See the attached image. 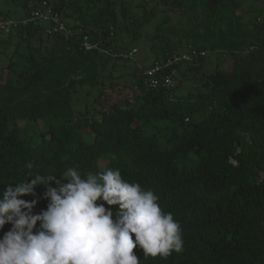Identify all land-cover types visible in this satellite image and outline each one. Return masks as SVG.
<instances>
[{"label":"trees","instance_id":"1","mask_svg":"<svg viewBox=\"0 0 264 264\" xmlns=\"http://www.w3.org/2000/svg\"><path fill=\"white\" fill-rule=\"evenodd\" d=\"M153 1L0 5V22H13L0 39V198L36 174L118 168L181 226L182 252L153 258L137 247L140 264H264V18L242 0ZM84 36L97 49L85 51ZM190 51L206 55L162 67ZM207 55L229 59V70L206 71ZM165 77L175 83L163 87ZM44 191L19 198L39 214Z\"/></svg>","mask_w":264,"mask_h":264},{"label":"clouds","instance_id":"2","mask_svg":"<svg viewBox=\"0 0 264 264\" xmlns=\"http://www.w3.org/2000/svg\"><path fill=\"white\" fill-rule=\"evenodd\" d=\"M37 185L45 187L49 202L46 210L32 214L36 201L19 197L34 194ZM5 224L11 228L0 239V264H140L137 247L145 257L166 258L184 246L180 224L162 210L157 195L126 181L118 168L82 178L69 167L61 178L36 174L6 185L0 229Z\"/></svg>","mask_w":264,"mask_h":264},{"label":"rangeland","instance_id":"3","mask_svg":"<svg viewBox=\"0 0 264 264\" xmlns=\"http://www.w3.org/2000/svg\"><path fill=\"white\" fill-rule=\"evenodd\" d=\"M5 0H0V5H2V3ZM127 4H132L133 6L137 7L139 3H141L142 1H148V0H121ZM158 1V0H157ZM157 1H153L149 4V8L152 4H154ZM242 4L243 6L246 7H251L253 10H255L254 12L251 13L250 17H253L254 14L259 13V15L264 18V1L263 0H242ZM260 9V11H258ZM159 10V9H158ZM160 12V10H159ZM156 22V19L152 21V23H150L149 25L145 26L143 29V32L145 35L147 34H151L154 30V23ZM6 31L3 34H0V39L5 38L6 35ZM142 43L140 42L139 44V48H140V54H142L143 50L141 46ZM231 66V61L229 59H224L222 57H216L213 55H207L205 57V62L203 63V68L208 71V72H213L215 70H220V71H228L229 68ZM189 82L185 81V86H188ZM25 125L32 130L36 131V130H42L43 127L46 125V123L44 121H42V123H39L38 125H31L30 123L26 122ZM25 135L22 134L21 137H24ZM168 137V134H164L163 138L161 139V143L164 142V139ZM25 139H28L29 136H25Z\"/></svg>","mask_w":264,"mask_h":264},{"label":"built area","instance_id":"4","mask_svg":"<svg viewBox=\"0 0 264 264\" xmlns=\"http://www.w3.org/2000/svg\"><path fill=\"white\" fill-rule=\"evenodd\" d=\"M33 18H38V19H42L44 21H47L50 18V16H49V13H47L46 15H42L40 13H34ZM53 21L58 26L59 30H61V31L65 30L64 25L58 21L57 16L53 17ZM11 25H13L12 21H1L0 22V32H5V31L7 32ZM82 47L86 51H89V50H92V49H97V46L91 44L88 41V38L86 36L83 37ZM134 52L135 51L133 50L132 52L127 54V57H132V54H134ZM104 53H107V51H105ZM205 55H206L205 52L190 51L189 53L188 52L187 53H182L180 55L172 56L171 58H168L165 61V63L163 64V66L160 65V64H155L152 68L144 71V75L148 78L147 86L149 88L158 87V82H157L156 79H154V76L161 69V66L163 68L164 67H169L172 64H176V63L181 62V61L189 62L192 59H196V58H199V57H204ZM174 83H175V81L171 77H165L164 80H163L162 86L163 87H171Z\"/></svg>","mask_w":264,"mask_h":264}]
</instances>
